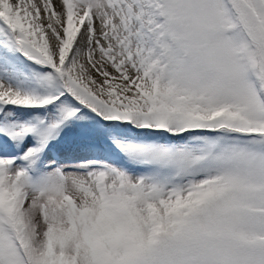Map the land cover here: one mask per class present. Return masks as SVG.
<instances>
[{
  "label": "snow or ice",
  "instance_id": "1",
  "mask_svg": "<svg viewBox=\"0 0 264 264\" xmlns=\"http://www.w3.org/2000/svg\"><path fill=\"white\" fill-rule=\"evenodd\" d=\"M0 264H264V0H0Z\"/></svg>",
  "mask_w": 264,
  "mask_h": 264
}]
</instances>
